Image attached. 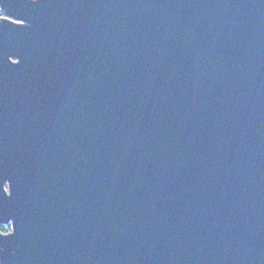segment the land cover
Masks as SVG:
<instances>
[{"label": "water", "instance_id": "water-1", "mask_svg": "<svg viewBox=\"0 0 264 264\" xmlns=\"http://www.w3.org/2000/svg\"><path fill=\"white\" fill-rule=\"evenodd\" d=\"M0 10V264H264V0Z\"/></svg>", "mask_w": 264, "mask_h": 264}, {"label": "rangeland", "instance_id": "rangeland-1", "mask_svg": "<svg viewBox=\"0 0 264 264\" xmlns=\"http://www.w3.org/2000/svg\"><path fill=\"white\" fill-rule=\"evenodd\" d=\"M1 15H3V14L0 12V16H1ZM1 226H4V228L6 229V230H4V231H10V229H11V226H10L9 223H7V224H3V225H0V227H1ZM4 231H3V232H4Z\"/></svg>", "mask_w": 264, "mask_h": 264}, {"label": "trees", "instance_id": "trees-1", "mask_svg": "<svg viewBox=\"0 0 264 264\" xmlns=\"http://www.w3.org/2000/svg\"><path fill=\"white\" fill-rule=\"evenodd\" d=\"M0 12H1V11H0ZM0 229H1L2 231L6 230V229L4 228V226H1Z\"/></svg>", "mask_w": 264, "mask_h": 264}, {"label": "built area", "instance_id": "built-area-1", "mask_svg": "<svg viewBox=\"0 0 264 264\" xmlns=\"http://www.w3.org/2000/svg\"><path fill=\"white\" fill-rule=\"evenodd\" d=\"M1 11V13L3 14V15H1L0 17H3L4 16V13H3V11L2 10H0Z\"/></svg>", "mask_w": 264, "mask_h": 264}]
</instances>
